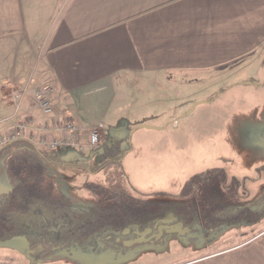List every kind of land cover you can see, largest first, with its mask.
<instances>
[{
  "label": "crops",
  "instance_id": "0c3cea01",
  "mask_svg": "<svg viewBox=\"0 0 264 264\" xmlns=\"http://www.w3.org/2000/svg\"><path fill=\"white\" fill-rule=\"evenodd\" d=\"M263 51L264 0H0V118H70L82 128L79 142H88L93 126L102 140L106 124L99 119L110 106H153L165 79L188 82V90L207 78L223 84L247 64L260 65ZM46 82L53 87L50 115L29 91ZM7 128L1 123L0 133ZM224 210L207 230L193 229L199 218L180 220L186 231L173 233L201 238L190 236L192 244L164 264H264V213L246 201Z\"/></svg>",
  "mask_w": 264,
  "mask_h": 264
},
{
  "label": "rangeland",
  "instance_id": "374dc122",
  "mask_svg": "<svg viewBox=\"0 0 264 264\" xmlns=\"http://www.w3.org/2000/svg\"><path fill=\"white\" fill-rule=\"evenodd\" d=\"M165 80L166 84H159H163L164 89L167 86L169 92L164 94L161 88L153 106L141 109L134 104L122 109L110 106L107 115L99 119L106 124V136L118 137L120 141L119 164L109 163L110 167L104 171L101 168L102 148L87 146L79 151L77 145L66 144L56 150L45 149L47 174L54 177L57 190L74 207L85 206L94 202L87 182H103L111 174H120L128 188L168 203L178 219L187 225L190 221L187 218L185 221L183 208L190 204H193V209L199 208L201 204L194 201L193 196L189 195L190 199H187L182 195L184 184L196 173L222 169L224 179L232 184L222 194L207 191V197L214 196L213 202L218 203L210 207L212 209L208 210L206 219L203 216L207 210L195 216L200 218L193 229L207 230L209 225L217 226V218L226 213L224 208L228 202H234L228 201L232 197L241 204L246 201L259 214L264 213V64H247L226 78L223 84L207 78L206 81L196 82L189 90L185 87L188 82L173 78ZM101 137L99 130V144ZM2 154L0 195L11 188L5 153ZM206 204H203L204 207ZM244 230L247 233L251 231L249 235H253L259 228ZM190 236L201 238L196 231L183 235L172 232L164 233L153 243L106 248L97 246L88 260L95 262L101 257L116 263L122 259L126 264L128 258L130 264H164L173 257L172 253L177 248L192 244ZM178 238L180 245L173 248L171 243ZM105 243L110 244L103 237L101 244L106 246ZM54 245L62 247L49 250ZM65 245L57 241L55 244L54 241H40L29 246L25 237L14 236L0 242L1 264H7L10 258L14 259L12 264H90L83 257L89 256L88 251L82 253L77 252L78 249H62ZM169 250L167 255L160 257L159 253ZM81 253L82 256L79 255ZM33 255L39 256L33 258Z\"/></svg>",
  "mask_w": 264,
  "mask_h": 264
},
{
  "label": "trees",
  "instance_id": "16d2710c",
  "mask_svg": "<svg viewBox=\"0 0 264 264\" xmlns=\"http://www.w3.org/2000/svg\"><path fill=\"white\" fill-rule=\"evenodd\" d=\"M96 148H102L101 168L104 171L110 167L109 163H120L118 137L107 136ZM2 153H5L11 188L0 195V242L22 236L27 239L29 246L40 241H54V244L57 241L66 244L62 249H78L77 252L88 251L92 255L91 252L101 246L106 235H116L122 230L135 227L142 228L165 212L179 218L168 203L128 188L120 174H111L103 182H87V189L94 196V202L74 207L57 190L54 177L47 174L45 147L26 138H19L0 145V155ZM262 166L264 168V164ZM229 184L232 183L224 179L222 169L193 175L181 192L187 199H190L189 195L193 196V200L201 205L194 209L193 204L183 208L185 221L186 218L190 222L200 218L195 216H200L206 210L203 217H208V210L218 202H213L214 196L207 197V191L222 194L226 188H230ZM229 200L235 201L233 197ZM204 203H207L205 207ZM198 209L201 212H197ZM242 214L243 211L237 216L244 217ZM59 246L54 245L49 250H58ZM38 256L33 255V258Z\"/></svg>",
  "mask_w": 264,
  "mask_h": 264
},
{
  "label": "built area",
  "instance_id": "2783aa9c",
  "mask_svg": "<svg viewBox=\"0 0 264 264\" xmlns=\"http://www.w3.org/2000/svg\"><path fill=\"white\" fill-rule=\"evenodd\" d=\"M22 91H27L28 86L24 85ZM53 87L46 82L40 86L31 88L29 91L35 100L37 106L44 115H50L52 112L50 96ZM18 102L15 105V111L18 110ZM5 123L8 128L0 133V145L19 138H26L34 144L46 147L48 149H56L61 145L74 144L77 145L79 151H83L85 147L95 148L98 146L99 130L96 126L89 129L88 142L82 144L79 142L78 134L82 128L72 119L42 121L39 124L33 123L31 118H15V114H9L0 118V124Z\"/></svg>",
  "mask_w": 264,
  "mask_h": 264
},
{
  "label": "flooded vegetation",
  "instance_id": "af4514ba",
  "mask_svg": "<svg viewBox=\"0 0 264 264\" xmlns=\"http://www.w3.org/2000/svg\"><path fill=\"white\" fill-rule=\"evenodd\" d=\"M168 215L171 220L163 221L162 218ZM179 221L180 220L176 216L168 214L167 212L142 228L135 227L133 229L122 230L116 235H106V242H109L110 244L105 243L106 246L103 244L99 246L106 248L107 246H135L136 244L157 242L164 233H170L171 230L176 228ZM126 234H129L130 237H124Z\"/></svg>",
  "mask_w": 264,
  "mask_h": 264
},
{
  "label": "water",
  "instance_id": "95a60500",
  "mask_svg": "<svg viewBox=\"0 0 264 264\" xmlns=\"http://www.w3.org/2000/svg\"><path fill=\"white\" fill-rule=\"evenodd\" d=\"M162 219H163V221L171 220V218L169 217V215H168V216H165V217L162 218ZM185 231H186V227H182V222L179 221V222L177 223V227L174 228L173 230H171L170 233H172V232L184 233Z\"/></svg>",
  "mask_w": 264,
  "mask_h": 264
},
{
  "label": "bare ground",
  "instance_id": "6f19581e",
  "mask_svg": "<svg viewBox=\"0 0 264 264\" xmlns=\"http://www.w3.org/2000/svg\"><path fill=\"white\" fill-rule=\"evenodd\" d=\"M96 148V147H95Z\"/></svg>",
  "mask_w": 264,
  "mask_h": 264
}]
</instances>
